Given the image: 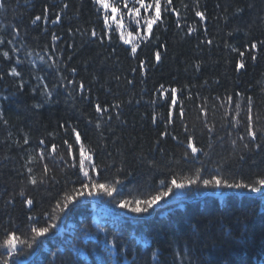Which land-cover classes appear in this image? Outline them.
<instances>
[{
    "label": "trees",
    "instance_id": "1",
    "mask_svg": "<svg viewBox=\"0 0 264 264\" xmlns=\"http://www.w3.org/2000/svg\"><path fill=\"white\" fill-rule=\"evenodd\" d=\"M0 2V264H264V191L202 183L264 188V0H159L151 32L132 0ZM85 171L116 191L78 196ZM197 171L148 213L119 207Z\"/></svg>",
    "mask_w": 264,
    "mask_h": 264
},
{
    "label": "snow or ice",
    "instance_id": "2",
    "mask_svg": "<svg viewBox=\"0 0 264 264\" xmlns=\"http://www.w3.org/2000/svg\"><path fill=\"white\" fill-rule=\"evenodd\" d=\"M95 3L101 5V7L107 12L109 9V4L106 2V0H95ZM167 3L171 4L172 0H167ZM132 4L133 7L131 9H129L128 15L130 17H140V10L141 8H148L151 9L153 7H155V18L149 21H146L147 23V29L148 32H151L152 30V25L156 22V20H158L160 18V2L159 0H156L155 5L152 4H146L145 0H132ZM139 5V7H136L135 5ZM3 4L2 2H0V7H2ZM123 6L125 8H128L129 6V0H124V4ZM65 8L68 7L67 4L64 5ZM45 12H47V9H45ZM117 12V8L116 7H111V13H116ZM196 15L200 16L203 19V13L201 12H197ZM41 17L40 16H36L35 20L33 21V23H35V21L40 20ZM109 19V17L106 15L104 17L105 22H107ZM59 21V16L56 17V20H54L53 22L56 23ZM140 20L139 19H135V24H139ZM92 35L95 36L97 35V33L95 31L92 32ZM121 38H123V36H121ZM55 39V37H54ZM129 41L125 40V43H128ZM209 43H211V41H209ZM253 48L256 47L255 44L252 45ZM136 52V45H133L132 47V53L135 54ZM3 55L5 57L8 56V53L5 52L3 53ZM241 55H243V53H241ZM155 58L157 61L160 60V53L159 51H157L155 53ZM253 59H255V57H253ZM243 63H241L239 65V67H243ZM141 67H143V62H141ZM73 71H75V69H73ZM12 74L15 76H19L20 73L16 71L15 68L12 69ZM83 87V85H81V88ZM161 87H163V85H161ZM173 92H175L176 90L173 89ZM229 100H231V97L228 98ZM172 105L175 106L176 104V100L172 99L171 101ZM97 111H101V108L99 105L96 106ZM250 112V109H249ZM184 112H183V108L181 107L180 109V116L183 117ZM249 122H251V115H249L248 117ZM73 132L75 133V140L79 141L81 139L80 137V133L78 131H76L75 129H73ZM249 135L255 139L256 137V133L254 131H251V129L249 128ZM27 143V141H25ZM41 143H43V141H41ZM65 143L67 144V140H65ZM189 147L191 148V152L193 154L197 153L198 149L195 146V144L190 143ZM257 148H259V145H256ZM68 149L71 150L72 149V144H68ZM52 151H55V145H53ZM187 155V153H186ZM83 157H84V147L83 145L80 146V167H83ZM89 160H91V157H89ZM75 166V165H73ZM90 167L92 169L96 168L95 164H91ZM31 171V170H30ZM84 177L87 178V180L89 181V183L91 184V189L89 190V183H83L82 184V189L80 191H78L76 194L78 196H82L85 194V191L87 190V195L92 196V195H99L101 192L106 193L108 196H112L113 192L116 191L115 187H108L105 184H101V183H96L94 181V178L91 177L89 175V172L85 171L83 173ZM201 180V176L199 171H197L196 175H195V179H187L185 181H181L178 182L177 179L173 178L171 180V186H165L166 190L164 191H159L158 194L156 195H152L150 198L145 199L143 201L141 200H136L135 201V206L132 207L130 206V204L128 203V201H120L119 202V207L121 208H129L131 212L133 213H137V214H141V213H148L149 209L153 208L154 205H156L161 199L168 197L169 195H171L175 190H186L189 186L191 185H197L198 181ZM33 184L36 183V180L33 178L31 181ZM115 183L119 184L120 181H116ZM203 185L205 187L208 186H212V187H227V188H244V189H251V191L253 192H259L261 191V187H257L255 186V184H245V183H230L227 179H221L218 176L213 177L212 179H203L202 181ZM260 186H264V179H260L257 182ZM161 184H164L163 181H161ZM95 190V191H93ZM21 196H24V192L20 193ZM179 198V197H178ZM26 204L29 207H32L33 205V200L31 198H26ZM71 202V198H69L68 202H65L64 204V208L68 207V203ZM29 219H31V217H29ZM49 227L51 228H55L56 225L55 224H51ZM49 227H41V228H32V232L35 234L33 237V240L35 241L36 238L38 237H43L46 233L49 232ZM19 239V237H17V235L15 233H10L6 235V238L4 240V244L9 247L12 250H15L16 248V242ZM5 264H8L7 260L5 261Z\"/></svg>",
    "mask_w": 264,
    "mask_h": 264
},
{
    "label": "water",
    "instance_id": "3",
    "mask_svg": "<svg viewBox=\"0 0 264 264\" xmlns=\"http://www.w3.org/2000/svg\"><path fill=\"white\" fill-rule=\"evenodd\" d=\"M263 191H264V189H263ZM208 195V194H207ZM206 196V195H205ZM124 213V212H123ZM124 214H126V213H124ZM32 259V257H30L29 259H25V260H19L20 262H22V263H27V262H29L30 260Z\"/></svg>",
    "mask_w": 264,
    "mask_h": 264
},
{
    "label": "rangeland",
    "instance_id": "4",
    "mask_svg": "<svg viewBox=\"0 0 264 264\" xmlns=\"http://www.w3.org/2000/svg\"><path fill=\"white\" fill-rule=\"evenodd\" d=\"M107 210H110V211H112L113 209L112 208H109V207H105ZM114 211V210H113ZM116 212L115 213H120V214H124L123 212L124 211H117V210H115ZM130 217V216H129Z\"/></svg>",
    "mask_w": 264,
    "mask_h": 264
},
{
    "label": "bare ground",
    "instance_id": "5",
    "mask_svg": "<svg viewBox=\"0 0 264 264\" xmlns=\"http://www.w3.org/2000/svg\"><path fill=\"white\" fill-rule=\"evenodd\" d=\"M208 195L216 196V197H218V196H224L223 194H218V193H208Z\"/></svg>",
    "mask_w": 264,
    "mask_h": 264
}]
</instances>
